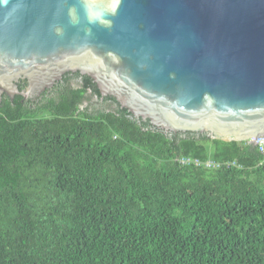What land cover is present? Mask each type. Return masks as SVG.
Wrapping results in <instances>:
<instances>
[{
    "label": "trees",
    "instance_id": "trees-1",
    "mask_svg": "<svg viewBox=\"0 0 264 264\" xmlns=\"http://www.w3.org/2000/svg\"><path fill=\"white\" fill-rule=\"evenodd\" d=\"M83 81L0 108V264H264L259 146L166 134L111 96L80 108L101 98Z\"/></svg>",
    "mask_w": 264,
    "mask_h": 264
},
{
    "label": "water",
    "instance_id": "water-1",
    "mask_svg": "<svg viewBox=\"0 0 264 264\" xmlns=\"http://www.w3.org/2000/svg\"><path fill=\"white\" fill-rule=\"evenodd\" d=\"M68 71L166 134L250 142L264 134V0H0V98Z\"/></svg>",
    "mask_w": 264,
    "mask_h": 264
},
{
    "label": "flooded vegetation",
    "instance_id": "flooded-vegetation-1",
    "mask_svg": "<svg viewBox=\"0 0 264 264\" xmlns=\"http://www.w3.org/2000/svg\"><path fill=\"white\" fill-rule=\"evenodd\" d=\"M85 76L87 75H84L80 72L68 71L65 74H63L61 78H59L56 81H53L52 84L44 88L42 87L44 86L43 80L40 79L38 76L32 75V76L18 77L14 81L15 90H13L12 93H10L11 95H8L9 93L7 92H4L1 95L0 108L4 107L3 105L4 101L5 102L9 101L12 106L11 108L12 112L19 114L21 111H24V109L26 108L35 107L41 102H44L45 101L44 99L56 98L57 95H59L60 91H62V88L64 89L66 86H69L71 88H76L82 85L84 83L83 79L85 78ZM91 80L97 86V84L94 82L92 78ZM106 97L107 96L101 95V98L98 101L97 98L93 95L92 90H89L88 93L85 95V100L80 106V108L84 109L86 106L88 107V106H92L93 104H97L98 102L99 103L104 102ZM107 103L111 105L109 109L117 110L118 106H115L111 101H107ZM134 118L136 117L134 116ZM137 119L139 120L142 118H137ZM139 122H141V120H139ZM181 160L182 158L178 159V162H180V164L183 165L181 163Z\"/></svg>",
    "mask_w": 264,
    "mask_h": 264
},
{
    "label": "built area",
    "instance_id": "built-area-1",
    "mask_svg": "<svg viewBox=\"0 0 264 264\" xmlns=\"http://www.w3.org/2000/svg\"><path fill=\"white\" fill-rule=\"evenodd\" d=\"M250 143H253L254 145L259 146L260 151L264 155V134L259 136V137H257V138H253L250 141ZM181 163L183 165H185V166L186 165H195V166L200 167L201 165H203V166H205L207 168H211V169L221 167V164H218V163H216L213 160H207V161H205V163H202V162H200V160L193 159V158H190V157H187V158L183 157L182 160H181ZM263 163H264V160H263ZM234 165H236V164L234 163Z\"/></svg>",
    "mask_w": 264,
    "mask_h": 264
},
{
    "label": "clouds",
    "instance_id": "clouds-1",
    "mask_svg": "<svg viewBox=\"0 0 264 264\" xmlns=\"http://www.w3.org/2000/svg\"><path fill=\"white\" fill-rule=\"evenodd\" d=\"M119 0H116V4L118 5ZM7 3V0H5V4ZM115 11V8L113 9ZM251 141V140H250Z\"/></svg>",
    "mask_w": 264,
    "mask_h": 264
},
{
    "label": "rangeland",
    "instance_id": "rangeland-1",
    "mask_svg": "<svg viewBox=\"0 0 264 264\" xmlns=\"http://www.w3.org/2000/svg\"><path fill=\"white\" fill-rule=\"evenodd\" d=\"M180 163V162H179Z\"/></svg>",
    "mask_w": 264,
    "mask_h": 264
}]
</instances>
